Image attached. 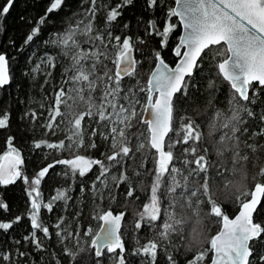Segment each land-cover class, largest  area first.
Returning a JSON list of instances; mask_svg holds the SVG:
<instances>
[{
  "label": "trees",
  "instance_id": "trees-1",
  "mask_svg": "<svg viewBox=\"0 0 264 264\" xmlns=\"http://www.w3.org/2000/svg\"><path fill=\"white\" fill-rule=\"evenodd\" d=\"M5 2L0 0V4ZM52 2L15 0L0 19V54L8 57L12 78L8 85L0 86V119L6 118V125L0 127V160L15 149L23 160L19 170L28 178L27 183L18 178L0 184V204L7 205L6 209L0 207V223L11 224L0 229V264H116L120 255L124 264L210 262V237L219 231L223 216L236 215L253 187L264 183V167L260 166L264 165V86L251 84L249 97L243 100L218 69L227 55L226 46L212 45L205 50L194 74L174 98L172 131L166 141L173 164L162 172L147 141L143 110L127 127L120 144H113V138L120 135V111L126 108L128 113L133 105L147 102L148 79L157 55L171 65L179 58L174 46L181 25L176 16L166 19L175 0H156L154 5L151 0H131L130 4L124 0H63L58 10L47 12ZM112 10L119 14L109 22L106 17ZM42 17H46L45 25L26 43V36ZM152 21L156 28L151 27ZM169 23L175 29L165 42L161 33ZM86 24H91L90 31H84ZM68 29L75 31L74 40L67 45L53 42L67 35ZM123 39L132 42L137 58L136 70L124 78L115 75ZM79 51L100 55L89 58ZM74 53L76 61L72 60ZM49 56L53 65L45 67ZM79 59L86 60L82 72L76 73L82 83L73 84V68ZM36 62L40 67L34 72ZM117 81L119 93L104 114L101 97ZM74 131L81 135L74 137ZM142 141L146 144L140 148ZM123 142L130 146L127 151ZM36 143L41 148L36 149ZM47 144L58 147L48 148ZM78 154L100 160L104 170L94 164L79 177L68 166L56 163ZM113 157L115 161H110ZM236 157L248 158L243 169L249 177L247 187L238 195L225 197L219 193L241 170L239 164L233 165ZM49 165L54 167L41 178L37 189L38 218L49 229L45 235L32 227L31 202L36 194L28 192L31 181ZM174 165L182 179L169 202L165 185L160 189L158 179L170 174ZM58 192L67 199L55 201L49 212L44 205ZM214 207L221 208V217L211 212ZM165 208L180 217L181 223L164 233L159 222ZM108 210L125 214L124 246L122 254L105 250L98 256L90 242L101 226L98 217ZM255 222L264 229V196ZM201 234L204 242L198 248L190 247L189 238L199 239ZM150 243L157 245L155 259L143 252ZM251 248L250 264H264V231Z\"/></svg>",
  "mask_w": 264,
  "mask_h": 264
},
{
  "label": "snow or ice",
  "instance_id": "snow-or-ice-1",
  "mask_svg": "<svg viewBox=\"0 0 264 264\" xmlns=\"http://www.w3.org/2000/svg\"><path fill=\"white\" fill-rule=\"evenodd\" d=\"M124 2L130 4L131 0H124ZM14 3L15 0H6L4 4H0V19H3L9 13ZM62 3L63 0H54L47 9V12L58 10ZM151 3L154 5L156 0H151ZM176 3L179 5L180 0H176ZM118 14V10H112L106 19L109 22L114 21ZM171 16L179 17L184 27V34L179 38V45L175 48L174 54L180 57L182 55L181 47L187 50L183 53V58L175 69H169L163 61L160 62L157 71L152 74V79L149 81L151 85L148 89L149 92L155 91L160 95L167 92L170 88L174 89V93L181 92L185 86L184 78L186 75L190 76L192 74L200 53L208 48L209 45H219L221 42L227 46V55H225L222 62L218 63V69L224 78L231 81L232 88L247 99L245 91L251 80H258L261 85H264V0H184L183 6L178 10H170L169 16L166 19H170ZM45 23L46 17L40 18L38 25L31 29V34L26 36L25 42H32L40 33L41 27ZM91 27V24H86L84 31H90ZM151 27L156 28L155 21L151 22ZM174 29L175 25L171 23L164 27L161 35L165 42ZM67 32V35L53 42L67 45L70 39L74 40L75 31L68 29ZM114 39L120 40L119 37H115ZM73 46L77 47L78 45L74 44ZM131 51L130 40L123 39V48L119 49L120 55L117 58L118 71L115 74L116 77L129 72L127 58L131 55ZM79 52L87 53L89 58L100 55L97 52ZM72 60H77V53L73 54ZM83 61L86 60L79 59L75 63V67L73 68L74 74L71 77L73 84L82 83L77 78L76 73L82 72V68L85 65ZM121 61H125V63H121ZM241 77H244L242 84L238 83L241 81ZM8 83L9 76L6 57L0 55V86ZM119 90L120 83L117 81L109 88V93L101 97L100 110L104 114L107 108H112V104L109 101L117 96ZM112 115L108 117L109 121H111ZM153 115L154 118L159 119L157 114L154 113ZM101 119L103 120V118ZM5 125L6 118L0 119V127ZM78 135H81V133L74 131L73 136L77 137ZM34 146L36 149H39L42 145L36 143ZM91 146L95 147L94 144ZM46 147L56 148L58 145L47 144ZM59 147L63 148L64 145L60 144ZM11 151L15 152L16 158L7 169L0 168V184H11L18 178L23 179L27 183L28 178L23 176L21 170L17 169L18 164H23L20 153L15 149ZM109 160L115 161V157ZM56 163L68 166L71 173L73 175L78 174L79 177H84L94 164L100 165L101 170H104V164L100 160L86 158L84 155L79 154L71 159H59ZM50 167H54V165L43 168L38 176L31 181V189L28 192L30 196L33 193L36 194L31 202L32 227L33 229L41 230L45 235L48 234L49 229L48 227H44L38 218L41 204L37 202L39 199L37 189L41 183V178L48 173ZM256 194H264V186H261V184L255 185V193L251 196V202L243 203L244 210L240 212L234 221H229L227 215L223 216L225 231L211 240V247L217 255V260L213 261V264H250L249 257L252 255V252L250 251L249 241L260 236L261 232L264 231L260 224H254L252 220V212L255 210L258 202ZM62 199L66 200L67 197L63 192H58L54 200L44 205V207L51 212L55 201ZM0 207L6 209L7 205L0 204ZM211 212L216 217H221L222 210L220 207L211 208ZM98 218L104 220L106 225L111 226L106 227L104 230V239L108 242V251H113V244L117 248H122L121 242L115 237L121 216H113L111 212H107ZM10 227V223H0V229L6 230ZM33 236H35V233H33ZM95 243L96 241H93V244ZM156 247L155 243H150L147 247L143 248V252L150 254L155 259ZM119 264H124L123 259L119 261Z\"/></svg>",
  "mask_w": 264,
  "mask_h": 264
},
{
  "label": "water",
  "instance_id": "water-1",
  "mask_svg": "<svg viewBox=\"0 0 264 264\" xmlns=\"http://www.w3.org/2000/svg\"><path fill=\"white\" fill-rule=\"evenodd\" d=\"M183 2L184 0H180L179 5L176 3L175 0V4L173 9L178 10L179 8H181L183 6ZM180 25H181V33L179 38L184 34V27H183V23L181 22L180 18L177 17ZM223 43V42H221ZM179 45V39L177 41V43L174 46V50L175 48ZM212 45H209V47H211ZM208 48H206L205 50H207ZM227 48V46H226ZM132 51H131V55L127 58V63L129 66V72L127 74H121L120 77H127L129 74H131L132 72H134L137 68V58H136V53L133 47H131ZM181 56L178 58V60L176 61L175 64L171 65L170 63H168L167 61H165V59L159 54L156 57V63L149 75V79H148V89L151 87V85L149 84V81L152 79V74L154 72L157 71L158 69V65H160V62L163 61L164 64H166L168 66L169 69H175V67L177 66V64L180 62V60L183 58V53L187 50L186 48L181 47ZM205 50L200 53V55L197 57L196 60V65L194 66L193 70H192V74H194L195 69L203 55V53L205 52ZM0 55H4L6 57V61H7V72H8V76H9V83L11 82V72H10V66H9V60L8 57L1 53ZM222 62V61H221ZM121 63H125V61H121ZM118 71V68H116V72ZM222 74V73H221ZM190 75V76H191ZM223 76V74H222ZM189 76L186 75L184 78V83L186 81V79ZM224 77V76H223ZM226 79V78H225ZM227 80V79H226ZM244 77H241V81L238 82L240 84L243 83ZM230 84L231 81L227 80ZM8 83V84H9ZM252 83H259L258 80H251L249 85L246 87V91H245V96L249 97V93H250V84ZM6 84V85H8ZM260 84V83H259ZM261 85V84H260ZM4 86V85H3ZM232 86V85H231ZM264 86V85H263ZM234 89V88H233ZM235 90V89H234ZM236 91V90H235ZM174 89L170 88L168 89L167 92L161 93L160 95L158 93H156L155 91H151L149 92L148 90V99L146 102V106H145V110L142 116V122L145 123L148 127L149 133H150V145L152 146V148L157 152L158 155V160L160 163H164L167 159V153H166V141L167 138L169 137L171 131H172V123H173V101L174 98L176 96L177 93H174ZM179 93V92H178ZM238 93V92H237ZM239 94V93H238ZM240 95V94H239ZM240 97L243 100H247L245 99L244 96ZM157 114L159 116V119L157 120L156 118H154L153 114ZM15 153L13 152H7L5 153L0 160V168L3 169H7L9 167L10 164H12L15 161ZM21 166V164L17 165V169L19 170V167ZM261 184V186H264V183H257L256 185ZM255 193V186L252 189L251 195L250 197L245 200L243 203H250L251 202V196L252 194ZM257 196V205L255 210L252 212V220L254 224H259L257 222H255V215L256 212L261 204L262 198L264 196V194H256ZM243 203L241 204L238 212L236 213V215H234L233 217H228L229 221H234L236 219V217L240 214L241 211H243ZM107 212H111L113 216H121V220L119 222V226L116 229L115 232V237H117L119 239V241L121 242L122 246H124V241L123 238L121 236V229L125 220V214L124 213H115L112 210H108L106 211L104 214H106ZM106 227H111L110 225H106L104 220L101 219V226L98 229L96 235L94 236L93 241H96L95 244H92L95 246L96 252L98 255H101L106 249H108V242L104 239V230ZM262 227V226H261ZM224 223H223V218H222V223H221V227L219 229V231L213 236V238L219 236L222 232H224ZM262 233V232H261ZM261 235V234H260ZM259 237V236H258ZM258 237H256L255 239H257ZM212 238V239H213ZM253 239V240H255ZM253 240L249 241V245H250V251L252 252V248H251V243ZM113 251L111 252H116L122 248H117L115 247V245H112ZM252 255L249 257V261L251 260ZM217 260V255L214 249H212V258L210 260V262L206 263V264H213V261ZM119 264V263H116Z\"/></svg>",
  "mask_w": 264,
  "mask_h": 264
},
{
  "label": "rangeland",
  "instance_id": "rangeland-1",
  "mask_svg": "<svg viewBox=\"0 0 264 264\" xmlns=\"http://www.w3.org/2000/svg\"><path fill=\"white\" fill-rule=\"evenodd\" d=\"M131 43L132 42H130V45H131ZM52 62H53V58L51 56L47 57L45 59V67L52 66L53 65ZM39 67H40L39 62H36V63H34V65L32 67V70L34 71V70L38 69ZM139 103L140 104L138 106L133 105L132 108H131V110L128 113L126 112L127 111L126 108H123L120 111L121 114H119V116H118V120L121 121V125H120V135L118 137H115V135H114L113 144L114 143L118 144L119 142L120 143L122 142L121 141V137L124 136L123 133L125 132V130L127 129L128 126L132 125L133 121L141 113L142 110H143V112H142V116H143V113H144V110H145V106H146V101L145 102H139ZM149 139H150V133L148 134V139H147V141H148V143L150 145ZM125 143H127V142H123V145L122 146L127 151V149H129L130 146H129V144H125ZM145 144H146V141H142L141 144H139L140 148L143 147V145H145ZM165 146H166L167 159H166V161L164 163H160L159 162L157 152L152 148L156 152L157 168L159 170H162V172H166V169L171 168L168 165L173 164V162L170 161L171 160V157H172L171 148L170 149L167 148L168 147V144L167 143L165 144ZM170 172L171 173L170 174H167L166 177H163V178L158 179V187L161 189V186L165 185V191L164 192L168 195L169 202H172L173 191L177 187H179L180 180L182 178H181L180 170L176 167V165L173 166V168H172V170H170ZM156 192H158V189L156 190ZM177 220H179L181 222V218L178 217V216H176V215H174V214H172L171 209L165 208V209H163L162 219L159 222V225L162 228L163 232L165 233V231L167 230V228L174 229V227L177 226V224H176V221ZM221 223H222V221H221ZM170 225H173V227H170ZM179 225H180V223L178 224V226ZM213 236L210 237L211 240H212ZM92 241H93V239H91L90 245L95 248V246L92 244ZM106 250H108V249H106ZM95 251H96V249H95ZM118 251L120 252V251H122V249H120ZM111 253H114V252H111ZM96 254H97V252H96ZM120 254H122V252H120ZM101 255H98V256H101ZM201 257L203 258L204 255H202ZM118 258L121 260V259H123V256L120 255V256H118ZM108 260L109 261H112L111 258H108Z\"/></svg>",
  "mask_w": 264,
  "mask_h": 264
},
{
  "label": "clouds",
  "instance_id": "clouds-1",
  "mask_svg": "<svg viewBox=\"0 0 264 264\" xmlns=\"http://www.w3.org/2000/svg\"><path fill=\"white\" fill-rule=\"evenodd\" d=\"M247 157H236L233 159V165L236 164L240 165V171L237 176V178L230 184L226 186V189H222L219 193L222 196L228 197V196H235L240 194L246 187L248 183V174L243 171V169L247 168ZM259 160V158H257ZM261 167H264V165H260ZM181 223L179 220L176 221V224L178 225ZM170 227H173V225H170ZM205 236L201 234L199 239L190 237L189 238V246L192 248H198L203 242H204Z\"/></svg>",
  "mask_w": 264,
  "mask_h": 264
},
{
  "label": "flooded vegetation",
  "instance_id": "flooded-vegetation-1",
  "mask_svg": "<svg viewBox=\"0 0 264 264\" xmlns=\"http://www.w3.org/2000/svg\"><path fill=\"white\" fill-rule=\"evenodd\" d=\"M222 44H224V43H222ZM225 45V44H224ZM226 46V45H225Z\"/></svg>",
  "mask_w": 264,
  "mask_h": 264
},
{
  "label": "bare ground",
  "instance_id": "bare-ground-1",
  "mask_svg": "<svg viewBox=\"0 0 264 264\" xmlns=\"http://www.w3.org/2000/svg\"><path fill=\"white\" fill-rule=\"evenodd\" d=\"M131 234V233H130Z\"/></svg>",
  "mask_w": 264,
  "mask_h": 264
}]
</instances>
